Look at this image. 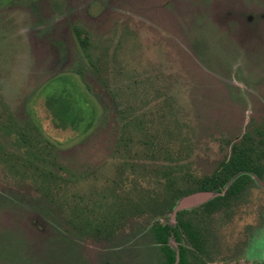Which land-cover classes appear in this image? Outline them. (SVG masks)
I'll list each match as a JSON object with an SVG mask.
<instances>
[{"label":"rangeland","instance_id":"374dc122","mask_svg":"<svg viewBox=\"0 0 264 264\" xmlns=\"http://www.w3.org/2000/svg\"><path fill=\"white\" fill-rule=\"evenodd\" d=\"M263 26L264 0H0V264H161L172 197L235 145L190 262L264 264Z\"/></svg>","mask_w":264,"mask_h":264},{"label":"flooded vegetation","instance_id":"af4514ba","mask_svg":"<svg viewBox=\"0 0 264 264\" xmlns=\"http://www.w3.org/2000/svg\"><path fill=\"white\" fill-rule=\"evenodd\" d=\"M263 143H264V140H263ZM230 159L231 158H229L225 162L229 161ZM223 163L220 165V169L223 167ZM248 166L250 168H252L253 162H250V164ZM247 171H252V170L247 169ZM260 171H259V173H260ZM255 173L258 174V172H255ZM241 178H247L248 181L243 182V183H239V185H240L239 191H236L235 193L231 192L230 189L233 185L228 190V192L230 193L229 197H231L234 201L239 200L240 196L242 194H244L248 189H250V185L252 184L249 176H243ZM241 178L239 179V181L241 180ZM239 181L236 180L234 185H236ZM234 190H235V188L233 189V191ZM198 191H201V189L199 188ZM186 194H188V193H186ZM225 196L226 195H223V196L219 195V196L215 197L214 199L218 198V199H222L225 201L228 198V197L225 198ZM214 199H212V200H214ZM212 200H210V201H212ZM176 203H177V201L171 202L170 203V209H174V207L176 206ZM223 205H226V203L224 202ZM213 208L214 207H210V204L208 202L204 203L202 205V209H203L202 211L205 215H209V214L211 215V213H214L216 210L217 211L219 210V209H216L215 211H212ZM185 214H188V213H186L184 210L177 212L175 215V218H174L175 222L173 225H170L167 223L163 224V223L159 222L153 228V237H154L155 243L160 247V252L162 253V260L163 261L161 264H168L169 260H172L171 257H173V259L175 261L174 262L172 260L174 262L173 264H191L190 260L192 257H194L191 250H193L194 252H196V251L199 252V250L202 248L201 236L198 233H195L196 231L194 229H192L191 222L189 221V219H186L187 217L184 218ZM178 216H180V221L182 223V226L177 227L178 222H179L177 219ZM184 219H186V220H184ZM158 224L161 225L162 227H165V226L172 227V228L176 227L177 228V234L176 235H174V234L169 235L166 243L160 242V240L158 239V236H156L154 233V229H156ZM183 236L187 240H189V242H191L190 243V245H191L190 250L184 244H181ZM171 239H173L177 243V246H175V247L169 246V242ZM226 261H230L229 264H238V263H233V262L231 263L232 259L226 260ZM225 262H222L220 264H227ZM249 263L250 262H243L241 264H249Z\"/></svg>","mask_w":264,"mask_h":264},{"label":"trees","instance_id":"16d2710c","mask_svg":"<svg viewBox=\"0 0 264 264\" xmlns=\"http://www.w3.org/2000/svg\"><path fill=\"white\" fill-rule=\"evenodd\" d=\"M226 1H228V0H226ZM230 28L231 27H229L227 29L230 30ZM228 38H229V36H228ZM229 39H231V38H229ZM236 41H238V40H236ZM263 41H264V26H263V36H262L261 40H259V42L262 44ZM238 42H240V41H238ZM77 43L80 45V47L84 46V41L80 40V38H78ZM242 43L248 44V42H242ZM239 148L240 147H238V146L232 147L231 156H230L231 159L227 162H224L223 167L220 170H218L217 172H215V174L210 178V180L207 181L206 184H204L200 187L201 191L215 192V193L220 194L222 192L224 186L227 184V182L229 181V179L231 177H233L236 173H240L242 171H247V169H249L248 165L250 164V161H247L244 159L240 160L241 157L239 156L240 155ZM232 157H234V158H232ZM235 163L237 164L236 165L237 168H234L235 172L233 174H231L229 176H224V177L221 176L220 173L223 170V168H229L230 169L231 168L230 165H233ZM187 195H189V194L177 193L172 197L171 202L178 201L181 197H184ZM216 199H218V198H216ZM216 199H214V200H216ZM214 200H212V201H214ZM212 201H210L208 203L210 204ZM177 219L179 221L177 227L182 226V223L180 221V216H178ZM31 224H32L33 228L38 229L35 225L36 224L35 220L32 221ZM154 233L156 236H158V239L160 240V242L166 243L169 235H171V234L176 235L177 234V228L176 227L172 228V227H168V226L162 227L161 225L158 224L156 229H154ZM171 258L174 261L173 257H171ZM172 260H169L168 264H173L175 262V261L173 262Z\"/></svg>","mask_w":264,"mask_h":264},{"label":"water","instance_id":"95a60500","mask_svg":"<svg viewBox=\"0 0 264 264\" xmlns=\"http://www.w3.org/2000/svg\"><path fill=\"white\" fill-rule=\"evenodd\" d=\"M257 40H258V38H257ZM258 44L260 45L259 40H258ZM224 189L225 188H223V190L220 194L215 193V192L202 191V192H198L195 194H191V195L181 197L177 201L178 204L174 207V211H173L174 216L179 211L202 205V204L207 203L208 201L214 199L215 197L222 195L224 193Z\"/></svg>","mask_w":264,"mask_h":264}]
</instances>
